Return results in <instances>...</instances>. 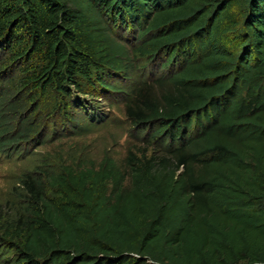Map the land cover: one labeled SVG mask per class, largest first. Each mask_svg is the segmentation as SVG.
Masks as SVG:
<instances>
[{
    "label": "trees",
    "instance_id": "obj_1",
    "mask_svg": "<svg viewBox=\"0 0 264 264\" xmlns=\"http://www.w3.org/2000/svg\"><path fill=\"white\" fill-rule=\"evenodd\" d=\"M137 60L156 146L20 175L4 264H264V0H0V150L101 121L70 87L124 93Z\"/></svg>",
    "mask_w": 264,
    "mask_h": 264
},
{
    "label": "rangeland",
    "instance_id": "obj_2",
    "mask_svg": "<svg viewBox=\"0 0 264 264\" xmlns=\"http://www.w3.org/2000/svg\"><path fill=\"white\" fill-rule=\"evenodd\" d=\"M118 39L133 44L135 36L127 28H117ZM132 80L115 77L124 93L107 92L103 96L82 95L71 88L74 97L81 99L88 111L97 112L102 120H91L89 114L82 111L79 117L80 128L69 131L61 120L50 126L48 137L42 144L27 143L18 152L0 150V210L14 213L18 196L22 194L18 177L25 172L37 169L38 165L50 164L58 168L63 163L72 165H98L104 155L108 154L118 161H123L130 150L153 148L154 141L145 133H139L125 113L126 100L133 99L132 93L137 81L158 72V67L142 60L135 62ZM54 127L56 129H54ZM156 146V143H154ZM49 168V167H48ZM17 197V200H16ZM5 250H0V264H4Z\"/></svg>",
    "mask_w": 264,
    "mask_h": 264
}]
</instances>
